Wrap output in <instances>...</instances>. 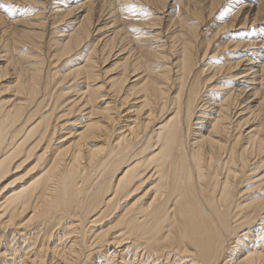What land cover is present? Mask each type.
Here are the masks:
<instances>
[{"label":"bare ground","instance_id":"6f19581e","mask_svg":"<svg viewBox=\"0 0 264 264\" xmlns=\"http://www.w3.org/2000/svg\"><path fill=\"white\" fill-rule=\"evenodd\" d=\"M18 1L0 264H264V0Z\"/></svg>","mask_w":264,"mask_h":264},{"label":"rangeland","instance_id":"374dc122","mask_svg":"<svg viewBox=\"0 0 264 264\" xmlns=\"http://www.w3.org/2000/svg\"><path fill=\"white\" fill-rule=\"evenodd\" d=\"M243 0H238V1H231V0H224V2L222 3V6H221V8H220V10H219V16H220V14H221V12L223 11V9H224V7L225 6H229L228 8V12H227V14L226 15H222V17H221V19L222 18H224V16H228V14L229 13H231V11L233 10V9H237L240 5H242V2ZM246 1H249V0H246ZM246 3H248V2H245V4ZM14 13H13V15H15V14H18V13H22V12H24V13H26V12H31L30 11V4H27V2L25 1V0H20V1H18V2H14ZM46 6H49V3L47 2V5ZM33 13V12H32ZM218 16V17H219ZM228 18H226V19H223V20H227ZM220 24V21H218L214 26H212V28L213 27H219L218 25ZM260 25H264V23H258V26H260ZM211 28V29H212ZM235 30H237L236 29V26L234 27V29H232L231 31L233 32V31H235ZM262 32V34L263 35H259V32ZM255 33H256V37H257V39L256 40H258L257 41V43L260 41V40H263L264 39V27L262 26V27H260L259 29H258V31H255ZM252 50H254V51H257V50H259L258 49V47H257V45L256 46H253V47H251V49H249V51H252ZM209 57L208 56H205V58H204V61H203V63L204 62H206V61H209ZM8 80V79H7ZM7 80H4V81H2L1 83H4V82H6ZM7 94H9V93H4L2 96H5V95H7ZM205 120H203V122H204ZM28 164V163H27ZM27 164H23L21 167H19V170L17 171V172H15V173H13L12 175H8V176H6L5 178H4V183H7V182H9V181H11L10 182V187L11 186H14L15 184H18L19 183V181H14L13 180V178H16V177H20L19 179H17V180H24L25 178H26V176H27V174H28V172H27V169H28V167L29 166H27ZM2 181V182H3ZM20 181V182H21ZM13 183V184H12Z\"/></svg>","mask_w":264,"mask_h":264},{"label":"snow or ice","instance_id":"6c2138e0","mask_svg":"<svg viewBox=\"0 0 264 264\" xmlns=\"http://www.w3.org/2000/svg\"><path fill=\"white\" fill-rule=\"evenodd\" d=\"M0 7H3V5H0Z\"/></svg>","mask_w":264,"mask_h":264}]
</instances>
